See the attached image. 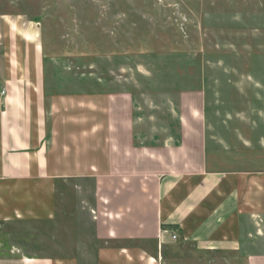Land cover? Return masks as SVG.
I'll return each instance as SVG.
<instances>
[{"label":"crops","instance_id":"0c3cea01","mask_svg":"<svg viewBox=\"0 0 264 264\" xmlns=\"http://www.w3.org/2000/svg\"><path fill=\"white\" fill-rule=\"evenodd\" d=\"M4 23L0 236L16 244L0 251V264H78L42 251L36 229L1 232L53 224L68 183L76 211L84 210L92 227L94 264H180L187 254L201 262L264 264V134L240 137L250 160L212 170L201 140L196 143L195 93L186 92L179 98L180 140L147 145L136 136L129 94L67 93L60 79L52 88L40 44L31 56L29 34Z\"/></svg>","mask_w":264,"mask_h":264},{"label":"rangeland","instance_id":"374dc122","mask_svg":"<svg viewBox=\"0 0 264 264\" xmlns=\"http://www.w3.org/2000/svg\"><path fill=\"white\" fill-rule=\"evenodd\" d=\"M0 22L29 34L31 56L40 44L52 88L60 79L67 93L129 94L136 136L147 145L180 140L179 98L186 92L195 93L196 143L212 170L250 160L240 137L264 134V125L251 129L264 122V0H0ZM65 188L53 224L1 232L36 229L42 251L94 264L92 227L75 209L74 185ZM15 244L0 236V251ZM193 256L180 264H219Z\"/></svg>","mask_w":264,"mask_h":264},{"label":"built area","instance_id":"2783aa9c","mask_svg":"<svg viewBox=\"0 0 264 264\" xmlns=\"http://www.w3.org/2000/svg\"><path fill=\"white\" fill-rule=\"evenodd\" d=\"M2 94H3V92H2ZM172 238H173V239H176V236H175V235H173V236H172Z\"/></svg>","mask_w":264,"mask_h":264},{"label":"bare ground","instance_id":"6f19581e","mask_svg":"<svg viewBox=\"0 0 264 264\" xmlns=\"http://www.w3.org/2000/svg\"><path fill=\"white\" fill-rule=\"evenodd\" d=\"M27 37H29L28 35H27ZM34 38V37H33Z\"/></svg>","mask_w":264,"mask_h":264}]
</instances>
